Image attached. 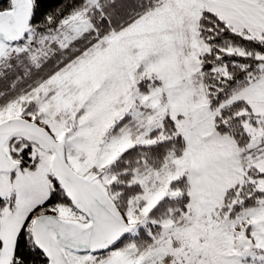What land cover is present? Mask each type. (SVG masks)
<instances>
[{
    "label": "snow or ice",
    "instance_id": "6c2138e0",
    "mask_svg": "<svg viewBox=\"0 0 264 264\" xmlns=\"http://www.w3.org/2000/svg\"><path fill=\"white\" fill-rule=\"evenodd\" d=\"M0 264H264V0H0Z\"/></svg>",
    "mask_w": 264,
    "mask_h": 264
}]
</instances>
